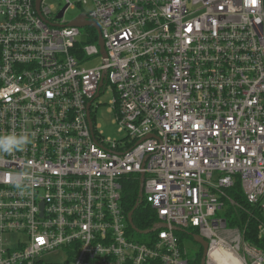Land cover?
Here are the masks:
<instances>
[{"label": "built area", "instance_id": "built-area-1", "mask_svg": "<svg viewBox=\"0 0 264 264\" xmlns=\"http://www.w3.org/2000/svg\"><path fill=\"white\" fill-rule=\"evenodd\" d=\"M49 1L0 0V134L31 136L0 154V264H189L174 229L191 228L205 264H264L223 216L239 183L264 244V0ZM108 92L119 140L94 122ZM141 174L152 228L165 225L146 242L122 205Z\"/></svg>", "mask_w": 264, "mask_h": 264}, {"label": "trees", "instance_id": "trees-1", "mask_svg": "<svg viewBox=\"0 0 264 264\" xmlns=\"http://www.w3.org/2000/svg\"><path fill=\"white\" fill-rule=\"evenodd\" d=\"M88 32L92 35L91 41L94 42L97 40L96 31L93 28H89ZM138 191H139V179L136 176H130L126 178L124 183L122 184V205L124 207V212L128 215L129 212L134 208L137 200H138ZM229 196L235 201L238 205L236 207H229L227 212L224 213V218L227 221L228 227H237L240 230L244 231V238L254 244L259 248H264V244L260 243L257 240L256 228L254 222H247V215L242 212L243 210L249 207L247 205L246 199L242 194L241 187L239 183H236L235 187L229 190ZM156 221V217L152 209L143 202L137 210L134 211L132 216V223L136 230L138 231H147L152 228ZM246 226V228H245ZM128 235L133 237L135 233L131 228L128 229ZM180 234H176L179 241L183 237H186L193 241V236L198 235V231L191 228L185 231L179 232ZM201 248V247H200ZM202 259V249L198 252L195 260L190 262L189 264H201Z\"/></svg>", "mask_w": 264, "mask_h": 264}, {"label": "rangeland", "instance_id": "rangeland-1", "mask_svg": "<svg viewBox=\"0 0 264 264\" xmlns=\"http://www.w3.org/2000/svg\"><path fill=\"white\" fill-rule=\"evenodd\" d=\"M48 5L53 6L56 10H61L65 6V0H50ZM80 15L79 9L69 10L64 16V19L70 21L76 19ZM100 63L99 56L90 58L86 64L84 65L85 68H93L98 66ZM113 99V94L108 92L103 94L97 101L101 102L97 108L95 113L94 122L98 127V132H100L105 139H122L124 138V134H119L117 132L118 126L114 123V115L110 112V102ZM224 216V214H223ZM177 235L180 233H176ZM150 235H139L134 234L133 239L139 242H146L149 240ZM181 248L186 253V259L190 262H193L200 251V247L197 246L196 243L192 242L190 239L183 237L181 239ZM58 260V259H56Z\"/></svg>", "mask_w": 264, "mask_h": 264}, {"label": "water", "instance_id": "water-1", "mask_svg": "<svg viewBox=\"0 0 264 264\" xmlns=\"http://www.w3.org/2000/svg\"><path fill=\"white\" fill-rule=\"evenodd\" d=\"M40 2H41V0H36V8H37V10H39ZM61 15H62V12L59 14V17H61ZM71 24H72V26L79 27V28L90 27V28H93L97 32V34H98V45H99V48H100V52H101L102 57L105 59L106 55H105L104 43H103L102 37L100 36V32H99V29H98L97 25L94 22L87 20L85 16H80L76 21L72 22ZM101 85H102V83H100V86ZM89 124H91L90 119H89ZM143 182H144V175L141 174L140 175V179H139L138 200H137L134 208L132 209V211L129 212L128 215H127V220H128L129 225H130V228L135 233H137L139 235H146V234H149L151 232H154L156 229L165 227V225L158 224V225H155L150 230L138 231L133 226V223H132L133 213H134L135 210H137V208L143 202ZM174 230L178 231V232H181V230H179V229H174ZM192 238H193V241L197 245H199L201 247V249H202L201 264H205V258H206V253H207V242L202 237H200L199 235H194Z\"/></svg>", "mask_w": 264, "mask_h": 264}, {"label": "clouds", "instance_id": "clouds-1", "mask_svg": "<svg viewBox=\"0 0 264 264\" xmlns=\"http://www.w3.org/2000/svg\"><path fill=\"white\" fill-rule=\"evenodd\" d=\"M29 143H31V136L27 133L17 134L15 132L8 134H0V154L12 155L17 151H22ZM15 186L23 188L24 175L21 174L14 178Z\"/></svg>", "mask_w": 264, "mask_h": 264}, {"label": "bare ground", "instance_id": "bare-ground-1", "mask_svg": "<svg viewBox=\"0 0 264 264\" xmlns=\"http://www.w3.org/2000/svg\"><path fill=\"white\" fill-rule=\"evenodd\" d=\"M218 264H240V262L228 253L216 252L213 254Z\"/></svg>", "mask_w": 264, "mask_h": 264}, {"label": "flooded vegetation", "instance_id": "flooded-vegetation-1", "mask_svg": "<svg viewBox=\"0 0 264 264\" xmlns=\"http://www.w3.org/2000/svg\"><path fill=\"white\" fill-rule=\"evenodd\" d=\"M195 243V242H194ZM198 247H200L199 245H197Z\"/></svg>", "mask_w": 264, "mask_h": 264}]
</instances>
